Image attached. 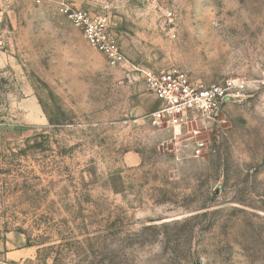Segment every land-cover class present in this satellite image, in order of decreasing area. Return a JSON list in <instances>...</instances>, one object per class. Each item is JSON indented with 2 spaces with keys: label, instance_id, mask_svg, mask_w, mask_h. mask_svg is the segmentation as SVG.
<instances>
[{
  "label": "rangeland",
  "instance_id": "obj_1",
  "mask_svg": "<svg viewBox=\"0 0 264 264\" xmlns=\"http://www.w3.org/2000/svg\"><path fill=\"white\" fill-rule=\"evenodd\" d=\"M172 70L243 88L172 140L144 84ZM0 264H264V0H0Z\"/></svg>",
  "mask_w": 264,
  "mask_h": 264
},
{
  "label": "built area",
  "instance_id": "obj_2",
  "mask_svg": "<svg viewBox=\"0 0 264 264\" xmlns=\"http://www.w3.org/2000/svg\"><path fill=\"white\" fill-rule=\"evenodd\" d=\"M62 12L72 26L79 29L86 42L103 53L111 67L125 63L114 36L108 31L106 18L91 15L84 9H74L61 3ZM144 84L160 103L159 109L150 113L148 123L159 130L172 131L176 139L180 131L189 133V126L201 122L205 127L213 124L218 117L221 106L231 96L232 90L242 89V81L232 79L205 84L191 79L181 71L144 73ZM184 145L189 148L190 156L200 158L208 150L206 141L196 139L198 131Z\"/></svg>",
  "mask_w": 264,
  "mask_h": 264
},
{
  "label": "crops",
  "instance_id": "obj_3",
  "mask_svg": "<svg viewBox=\"0 0 264 264\" xmlns=\"http://www.w3.org/2000/svg\"><path fill=\"white\" fill-rule=\"evenodd\" d=\"M156 99V98H155ZM156 105H157V107L160 105L159 104V101L156 99Z\"/></svg>",
  "mask_w": 264,
  "mask_h": 264
}]
</instances>
